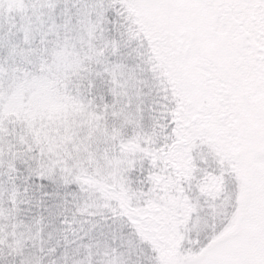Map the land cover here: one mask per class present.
Returning a JSON list of instances; mask_svg holds the SVG:
<instances>
[{
  "label": "snow or ice",
  "instance_id": "1",
  "mask_svg": "<svg viewBox=\"0 0 264 264\" xmlns=\"http://www.w3.org/2000/svg\"><path fill=\"white\" fill-rule=\"evenodd\" d=\"M0 264H264V0H0Z\"/></svg>",
  "mask_w": 264,
  "mask_h": 264
}]
</instances>
